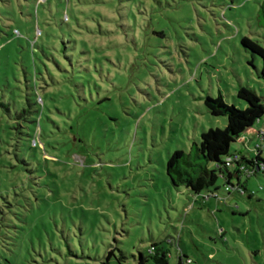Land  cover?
Listing matches in <instances>:
<instances>
[{
  "label": "rangeland",
  "instance_id": "rangeland-1",
  "mask_svg": "<svg viewBox=\"0 0 264 264\" xmlns=\"http://www.w3.org/2000/svg\"><path fill=\"white\" fill-rule=\"evenodd\" d=\"M263 3L0 0V264H138L168 237L169 264H264V174L241 177L247 192L219 179L215 199L166 173L226 128L208 96L264 97L241 45L264 47ZM251 139L231 152L255 157Z\"/></svg>",
  "mask_w": 264,
  "mask_h": 264
},
{
  "label": "trees",
  "instance_id": "trees-1",
  "mask_svg": "<svg viewBox=\"0 0 264 264\" xmlns=\"http://www.w3.org/2000/svg\"><path fill=\"white\" fill-rule=\"evenodd\" d=\"M258 20L260 28L264 30V3L259 11ZM157 34L164 37L163 33ZM241 45L252 55L262 59L261 76L264 78V47L258 41L248 37L242 39ZM237 97L246 103L245 109L229 105L221 94L215 98L208 96L205 99L204 105L209 113L214 117L227 118V126L224 129L216 128L204 132L201 135L200 143H194L189 152L179 150L171 155L167 162L166 173L175 189L183 187L195 196L207 191L209 194L207 198L217 199L219 179L225 181L227 186L225 191L228 193L230 187L247 192L241 184V177L246 175L250 178L264 174V156L258 147L262 142L261 138L250 137V139H259V143L256 145L257 155L253 158H246L243 152H231L232 145L239 143L238 140L249 130H256L257 124L264 126V97H260L255 91L244 87L239 90ZM1 106L5 105L0 103ZM26 112L27 110H22V114ZM229 159L233 161L230 165ZM234 178L238 181L236 188L232 185ZM227 189L229 190L227 191ZM175 244L176 241L171 237L164 241H154L146 255L139 254L138 264H149L150 262L169 264L171 248ZM113 256V253H109V257ZM109 257L108 261L110 262ZM187 260L190 259L182 251V254L178 255L177 264H186Z\"/></svg>",
  "mask_w": 264,
  "mask_h": 264
},
{
  "label": "built area",
  "instance_id": "built-area-1",
  "mask_svg": "<svg viewBox=\"0 0 264 264\" xmlns=\"http://www.w3.org/2000/svg\"><path fill=\"white\" fill-rule=\"evenodd\" d=\"M251 131H255L256 134H250ZM251 136H257L258 138H261V144L259 147V149L261 150V154H263L264 156V126L261 128V129H252V130H249L246 135H244L243 137H241L238 142L241 143V144H244V145H247L248 141L247 139H249ZM257 153V152H256ZM257 155V154H256ZM233 162L231 159H229L228 163L230 165V163ZM229 189H227L228 191ZM182 253L179 252V255H181ZM186 264H192V261L191 260H187L186 261Z\"/></svg>",
  "mask_w": 264,
  "mask_h": 264
},
{
  "label": "crops",
  "instance_id": "crops-1",
  "mask_svg": "<svg viewBox=\"0 0 264 264\" xmlns=\"http://www.w3.org/2000/svg\"><path fill=\"white\" fill-rule=\"evenodd\" d=\"M178 260V259H177Z\"/></svg>",
  "mask_w": 264,
  "mask_h": 264
}]
</instances>
